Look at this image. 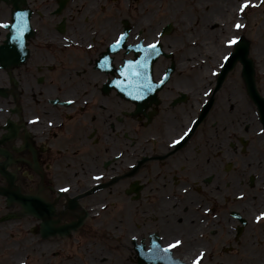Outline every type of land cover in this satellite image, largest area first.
I'll return each instance as SVG.
<instances>
[{"label": "flooded vegetation", "instance_id": "af4514ba", "mask_svg": "<svg viewBox=\"0 0 264 264\" xmlns=\"http://www.w3.org/2000/svg\"><path fill=\"white\" fill-rule=\"evenodd\" d=\"M143 4L0 0V23L22 14L29 24L15 48L0 28V264H99L97 233L119 264L134 263L133 233L146 250L153 240L180 241L170 250L181 254L209 240L213 260L212 241L223 246L236 233L231 213L245 215V176L264 173L258 112L249 104L253 120L241 123L242 76L216 85V75L175 70L152 117L134 115L97 60ZM72 223L67 233H42L44 224ZM194 233L207 236L192 241Z\"/></svg>", "mask_w": 264, "mask_h": 264}, {"label": "rangeland", "instance_id": "374dc122", "mask_svg": "<svg viewBox=\"0 0 264 264\" xmlns=\"http://www.w3.org/2000/svg\"><path fill=\"white\" fill-rule=\"evenodd\" d=\"M210 1H211L210 7L214 5L216 7L219 5V2L221 0L219 1L210 0ZM237 1L238 0H234V3L231 5L232 8L236 6ZM161 2L164 3L165 7L167 8L159 12L158 15L156 14L154 16L152 15L150 22L156 23L154 24V27L156 26L158 27L159 24L163 25L166 22H168L169 20H166V19L168 18V15H170V19H171L170 22L174 24V28H173V31L170 33V35L164 37L163 43L165 46L172 45V47H177L180 44V41H184V38L181 36V30H180L181 24L180 22H178V19H180V17L183 15L185 11L184 4L186 2H189V0H183V2H180V1L174 2L178 6L183 8V10L178 9L180 11H172L169 8L170 2H168V0H161ZM165 10H168L169 12ZM243 15H244V18L246 19V25L244 26L243 29L239 28L237 31L233 32V34L235 37H238V36L243 37V39L248 42V50H249L248 54H249V57L253 60V64L255 67L254 77L256 79V84L258 86L259 91L263 90L264 92V75L259 73V68L262 66V64H264V29L261 30L257 27L258 31L256 30V26L260 23L259 21L260 16H264V2L258 8H254V9L246 8V13L244 12ZM192 16H194V14H192ZM214 25L212 24L210 25V27L211 26L214 27ZM195 38H197L196 39L197 42L205 38H207V42L212 41L211 36H206L202 34L199 35L198 32H195L192 34V39H195ZM179 47L180 45L178 46V48ZM232 48H230V50L229 48H225V50L223 49L222 51L216 53L217 55L216 57L209 55L204 62H201L198 60L199 62L197 61V63L193 65L195 66L196 64H200L201 69H198L192 72L196 74L197 71H200V70L201 72H203L202 69L208 70V69L216 68L217 65L219 64V59L221 55L223 53H227L228 51L230 52ZM182 49H183V46H182ZM177 53L178 54L181 53V50H177ZM184 53L186 54V51H184ZM194 56H197V54H194ZM176 57L178 58L177 55ZM159 63L162 64L163 60H160ZM240 69H241V66L239 63H237L233 67V70H237V71L233 72L230 76H232L233 74L238 75ZM248 156H252V155L249 154L248 151H246L245 157H248ZM249 174L250 173L246 174L245 176L246 180L244 182L245 183V186H244L245 195L246 193H251V195H249V198L252 197L251 198L252 202H250L249 205L246 206V210H245V215L248 220V227L246 228L245 233H242L238 237L237 241L234 238H231V236H233V233L227 234V237H226L227 242H226V245L223 246V248L231 246V250L228 253H223L222 246H220V244H217L215 246L214 241H212V247H214L213 251H217V253L220 255V258L219 257L217 258L216 255L213 260L209 258L208 261L210 260L211 264H222L221 262L222 260L224 261V264H264V223H263L264 221L263 222L261 221L260 223H257V224H254L252 222L253 214H255L256 211H259L261 209L263 203L260 202L256 204L257 201L254 199L255 195L253 193V190H251L250 188L252 186L249 182ZM137 221L141 222L142 219L141 221H139V219ZM138 222H136V224ZM212 235H215V233H213ZM103 236H104V233H97L98 238L94 241V246L97 245L100 242V240H102ZM208 242L209 240L208 241L203 240V242H199L198 245H194V247H192V250L186 251V253L183 252L184 253L183 255L187 258L195 255L196 251L202 250V249H199L200 247H203L206 245L207 247H210L208 245ZM102 247L103 246L100 245L101 249H98L97 251V256L95 257L96 258L95 263L99 262L102 255H107L106 251L105 250L103 251L104 248L102 249ZM203 248H206V247H203ZM98 254H101V256H98ZM116 258L117 256L114 254L111 257V260L108 263H104V264H119ZM204 260L206 261V259ZM204 260L202 261L203 264L205 263ZM208 261H207V264H209Z\"/></svg>", "mask_w": 264, "mask_h": 264}, {"label": "bare ground", "instance_id": "6f19581e", "mask_svg": "<svg viewBox=\"0 0 264 264\" xmlns=\"http://www.w3.org/2000/svg\"><path fill=\"white\" fill-rule=\"evenodd\" d=\"M168 1L171 2L169 8L172 11H180L178 9L183 10L182 7L174 3L176 1L183 2V0ZM233 3L234 0H221L218 6L215 7L214 5L210 7V0H189V2H186L184 4L185 11L180 19H178V22H180L181 24V36L184 38L182 44L183 47L186 48L188 60L184 63V65H193L197 60H200L202 62V60H206L209 55L216 57V53L222 51L223 49L225 50V40L227 39V37L231 36V32L235 28V25L240 24L237 19L235 20V17L237 16V9L232 8L231 5ZM245 3L246 0H240L239 2H236V5H243ZM155 9L156 4L153 3L148 8L147 12L150 13L149 15H152ZM192 14H194V16H192ZM149 15H147V17H149ZM169 18L170 15H168L167 19ZM259 21L260 23L256 26L257 31V27L261 30L264 29V16H260ZM212 24H215L214 27H210V25ZM195 32H198L199 35L202 34L211 36L212 41L207 42V38H205L197 42V38L192 39V34ZM194 54H197V56H194ZM260 71L261 73H264L263 66L261 67ZM199 74L197 75V77H199ZM245 113V119L243 118L241 123L247 121L251 122L253 118L248 115L247 109L245 110ZM247 204L248 203H245V205Z\"/></svg>", "mask_w": 264, "mask_h": 264}, {"label": "snow or ice", "instance_id": "6c2138e0", "mask_svg": "<svg viewBox=\"0 0 264 264\" xmlns=\"http://www.w3.org/2000/svg\"><path fill=\"white\" fill-rule=\"evenodd\" d=\"M247 7V0L246 3L241 5V12L244 11V9ZM236 28H241L243 25L236 24ZM0 28L9 29V41L13 45V47H18L20 43L23 41V37L25 33L29 29V24L27 20L24 18V15L17 14L14 18L13 22L9 23H0ZM124 39L123 34H121V37L116 40V45L118 46L121 41ZM237 37H232L227 40H225L224 44L227 48H232L233 45L237 43ZM158 42H155L153 44L148 45L147 49H143L147 53L148 56H150L157 48ZM91 47V45H89ZM8 54H11L10 52ZM5 55V51L2 46H0V57H3ZM231 53L228 55L223 56V60L225 62L228 61ZM146 58V57H145ZM144 68V62L143 60H135V61H127L124 65V67L120 70V75L124 78L125 81H127L126 87L132 88L135 87L137 89V94L133 95V93L130 91L128 94L130 96H133L134 99H140L142 96L139 94L141 91H145L150 87V81L148 83H144L146 80V77L143 73ZM213 75H216L215 72L212 73ZM68 103H72V101H68ZM36 121H32V123H35ZM195 123V121H193ZM189 131H191L189 129ZM189 131H186L183 133V135H180L178 139L173 141V145H176L180 143L184 138L189 134ZM96 179H99V177H96ZM62 192L68 191L67 188H62ZM262 218H264V213H261L259 216L256 217L257 222H259ZM135 239V238H133ZM180 241H176L174 244H170L165 248H160L159 244L153 240L151 247L148 249V254L144 255L141 253L142 258L146 261V264H156L157 261H170L171 258L167 255L171 248L175 247L176 245L180 244ZM162 253V254H161ZM204 253L201 252L199 256L196 257V259L192 262V264H200V261L203 259Z\"/></svg>", "mask_w": 264, "mask_h": 264}, {"label": "water", "instance_id": "95a60500", "mask_svg": "<svg viewBox=\"0 0 264 264\" xmlns=\"http://www.w3.org/2000/svg\"><path fill=\"white\" fill-rule=\"evenodd\" d=\"M170 29V26L167 28V30H169ZM242 53H241V55L243 56V54H244V51L242 50L241 51ZM160 52H157V54H155V55H153L150 59H149V65H148V70H149V68H151V63L154 61V59L156 58V56L159 54ZM242 60H243V62L245 63V67H247L248 68V70L247 69H245L244 68V72H245V75L247 76V78H248V82H249V85H250V92L256 97L257 96V94H256V92H255V90H254V86H253V84H252V82H251V68L249 67L250 65H249V62L248 61H246V60H244V58H242ZM232 58H231V60H230V62H229V65L227 66V68L228 67H230L231 66V64H232ZM148 77V76H147ZM149 95H147L148 97H153L154 96V92H153V90H149V93H148Z\"/></svg>", "mask_w": 264, "mask_h": 264}]
</instances>
